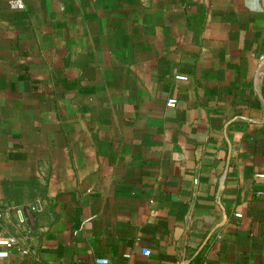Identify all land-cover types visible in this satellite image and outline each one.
<instances>
[{
	"label": "crops",
	"instance_id": "1",
	"mask_svg": "<svg viewBox=\"0 0 264 264\" xmlns=\"http://www.w3.org/2000/svg\"><path fill=\"white\" fill-rule=\"evenodd\" d=\"M8 1L0 264H264V0Z\"/></svg>",
	"mask_w": 264,
	"mask_h": 264
},
{
	"label": "built area",
	"instance_id": "2",
	"mask_svg": "<svg viewBox=\"0 0 264 264\" xmlns=\"http://www.w3.org/2000/svg\"><path fill=\"white\" fill-rule=\"evenodd\" d=\"M8 5L9 8L16 10V9H23L24 8V1L23 0H9L8 1ZM259 62L264 64V50L261 53V55L259 56ZM262 73H264V68L262 69ZM174 78L176 80H181V81H185L187 80V76L185 75H181V74H176L174 75ZM177 103V98L176 97H169L166 101V105L168 107H174ZM43 209V204L42 201L39 199H34L32 202L28 203L27 205H24L22 207H20L17 211L20 215H22V213H26V212H39ZM237 216H240V213L236 214ZM2 216V213L0 212V217ZM26 252V251H24ZM150 253V250H146L144 252L145 255H148ZM104 260L99 258L97 259V262L102 263Z\"/></svg>",
	"mask_w": 264,
	"mask_h": 264
}]
</instances>
